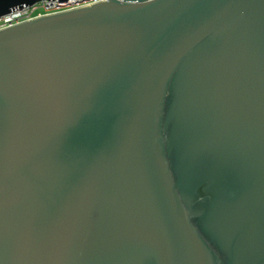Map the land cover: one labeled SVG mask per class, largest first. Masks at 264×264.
Returning a JSON list of instances; mask_svg holds the SVG:
<instances>
[{"label":"water","instance_id":"water-1","mask_svg":"<svg viewBox=\"0 0 264 264\" xmlns=\"http://www.w3.org/2000/svg\"><path fill=\"white\" fill-rule=\"evenodd\" d=\"M0 264H264V0L1 28Z\"/></svg>","mask_w":264,"mask_h":264},{"label":"built area","instance_id":"built-area-1","mask_svg":"<svg viewBox=\"0 0 264 264\" xmlns=\"http://www.w3.org/2000/svg\"><path fill=\"white\" fill-rule=\"evenodd\" d=\"M96 1L100 0H39L31 5L15 7L8 13L0 16V29L23 20L31 19L35 16L60 12L91 4Z\"/></svg>","mask_w":264,"mask_h":264}]
</instances>
